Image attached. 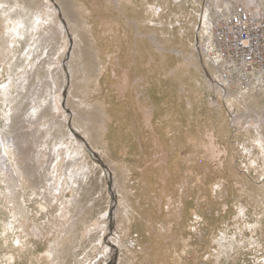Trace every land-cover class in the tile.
I'll return each instance as SVG.
<instances>
[{"label":"rangeland","instance_id":"rangeland-1","mask_svg":"<svg viewBox=\"0 0 264 264\" xmlns=\"http://www.w3.org/2000/svg\"><path fill=\"white\" fill-rule=\"evenodd\" d=\"M118 1L0 0V264H264L263 110L201 101L169 0Z\"/></svg>","mask_w":264,"mask_h":264},{"label":"bare ground","instance_id":"bare-ground-1","mask_svg":"<svg viewBox=\"0 0 264 264\" xmlns=\"http://www.w3.org/2000/svg\"><path fill=\"white\" fill-rule=\"evenodd\" d=\"M50 1L48 0V2H49L48 9L52 11L54 8H56V6L53 5ZM161 1L162 0H153L151 2V13L149 16L150 17L149 22H157V24L155 25L156 28H159V22H162V18L160 17V14H159L161 12V10L163 9V6L161 5ZM134 2H135V0H134ZM169 3H170V13H171L173 18H175L176 20H182V18H184V20L185 19L187 20V22H180L179 21V22L173 24V26H175V24L179 25L177 28H175V29L172 28V29H174V30L179 29L180 34L185 36V39H183L182 41H180L178 43L177 49L173 50V51H176V53H174L172 56L177 57L180 55L182 60L189 62V63H186L187 72L189 73V75L191 77H193L194 83H196V82L198 83L197 85L200 89H198L197 92L199 94V97L201 98V101H203L205 99L204 98V95L206 94L205 91H208V92L211 91V92L215 93L216 96H218L219 102H221V104H219V109H220L221 114L224 115V113L228 111L229 113L233 114L234 117L239 116V117H242V119L244 118L243 112L245 110H248L249 112H252V113L256 112V108L259 110H263V112L261 113V119L260 120L258 118H256L260 114H257L255 116V119H253V123H258L259 127H258V135L255 136L254 139L251 140V141H253V142H251L252 147L255 149H258V151H255L253 153V155L250 157V160L252 163L259 164L257 160L261 156L264 158V151L261 150V143H264V131L262 132V129L260 126L264 123L263 122V120H264V86H262V84H264V82L258 78V79L253 80L251 82V84L249 85V88L248 87L244 88L243 85L237 81H233V82L227 81L222 77V74L220 72V68H219L218 64L216 63V61L214 59L212 60L209 57L206 58L205 56L208 55L207 52L213 51V32H212V23H211L212 22L211 21V15H212L211 13H212L213 6L217 10H221V11H226V10L230 9L231 7H235L236 5H243V6H246L249 8L252 7L253 9H257V7H260V9H264V0H259V1L258 0H256V1L255 0H211L209 3L207 2L208 3L207 7L204 8L202 11L199 10V7L204 5L203 0H191L190 3L193 4V6H191L192 9H190L189 6H187V1H185V0H169ZM129 4H132V3H129ZM226 6H230V7L227 9H224V8H226ZM123 8H124V6H123ZM128 8H130V7H128ZM156 9H159V11L157 12ZM168 9H169V7H168ZM49 13H51V12H49ZM171 15H170V17H171ZM43 18H45V17H43ZM39 19L41 20V18H39ZM169 20H170V18H169ZM36 21H37V19H36ZM35 23H37V22H35ZM162 33H163V31H162ZM170 42L171 41L169 40V38H167L166 40H163L162 43L165 47L170 48V46H172ZM154 44H155V42H154ZM157 46H158V44H157ZM161 47H163V46H161ZM138 52H140V51H138ZM170 52H172V51H170ZM188 52H190V53H188ZM200 60H201V62H200ZM171 62L173 63V60H171ZM216 64H217L218 71H217V68L215 66ZM29 65L32 66L33 62H30ZM214 68L218 72L216 78H215L216 73L214 75ZM24 74H25V76L28 75L27 69H26V72ZM219 80L221 82H223L229 88L226 89L225 87H222V85H221L222 83H220ZM214 83H217V84L220 83L221 88L215 87L216 85ZM232 86H234V87H232ZM251 87H253V88H251ZM57 91H59V90H57ZM57 91L54 92V94H53V103L55 104V108L57 110H61V105H60V99L61 98H60L59 92H57ZM209 96H210V94H209ZM201 101H199V102H201ZM215 102L216 101H214V103ZM210 104L213 105L212 101L210 102ZM215 105H216V103H215ZM222 105L225 107L224 113L221 111ZM42 107H43V104L39 102V103H37L35 108L37 110H39ZM192 107H194L196 109V113L201 115V110L205 107V104H202V103H200L199 105L193 104ZM201 107H202V109H201ZM202 114H203V112H202ZM250 116H251V114H250ZM243 122H244V119L242 122H240L241 127L243 125ZM217 135H220V133ZM7 136H8V134L0 132V141L3 142L2 144H0V155H1L2 147H3V149H8L9 152H11L10 149H12V146L15 145L14 144L15 141H12V142H11V140L9 141ZM193 136H196V135H193ZM250 148L251 147H248L247 145H245V143L243 144V149L245 151L251 152ZM259 150L261 151V153ZM259 161H261V160L259 159ZM96 223L98 224L99 221H97Z\"/></svg>","mask_w":264,"mask_h":264},{"label":"built area","instance_id":"built-area-1","mask_svg":"<svg viewBox=\"0 0 264 264\" xmlns=\"http://www.w3.org/2000/svg\"><path fill=\"white\" fill-rule=\"evenodd\" d=\"M213 57L227 81L264 82V11L243 5L211 13Z\"/></svg>","mask_w":264,"mask_h":264},{"label":"snow or ice","instance_id":"snow-or-ice-1","mask_svg":"<svg viewBox=\"0 0 264 264\" xmlns=\"http://www.w3.org/2000/svg\"><path fill=\"white\" fill-rule=\"evenodd\" d=\"M5 7V5H3V4H0V8H4ZM156 11L158 12L159 11V9H156ZM40 21L39 20H37V23H39ZM11 23V22H10ZM8 31H9V33H12V32H14L15 31V29H13V28H9L8 29ZM3 87H5L4 85H0V88H3ZM33 111H35V109L33 110ZM3 142L2 141H0V144H2ZM261 150L262 151H264V143H261ZM7 153H5V155H6ZM53 167H55V165H53ZM53 203H55V201H53ZM61 207H63L62 205H61ZM41 211H47V209L46 208H42L41 209ZM241 215L243 214V210L241 209V213H240ZM198 219V218H197ZM259 225H257V224H248V225H246V227L249 229V231H251L252 229H254V228H256V227H258ZM194 230V229H193ZM16 243L17 244H19L20 242H19V240H17L16 241ZM105 251H106V249H105Z\"/></svg>","mask_w":264,"mask_h":264}]
</instances>
